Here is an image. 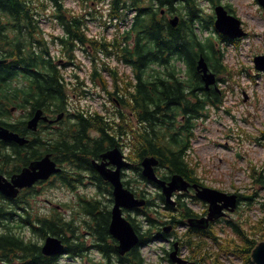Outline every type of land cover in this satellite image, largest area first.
<instances>
[{
	"label": "trees",
	"instance_id": "1",
	"mask_svg": "<svg viewBox=\"0 0 264 264\" xmlns=\"http://www.w3.org/2000/svg\"><path fill=\"white\" fill-rule=\"evenodd\" d=\"M125 2L127 1L109 0L111 12H114L120 4ZM128 2L135 6H148L147 13H139L132 24V30H136L138 33L135 44H131V48H134L131 50L125 46L122 49L125 54H128V61L136 65L138 72L134 81L128 77L117 76L115 72L109 78L115 88L123 85L127 90L128 86L134 83L133 92L129 88L133 102L129 108L144 123L142 135L139 136L135 143V160L138 161L137 170H139V177L143 178L140 173L139 161L152 157L158 161V168L164 167L167 169L168 175L163 174L164 180H168L172 175L178 174L188 181H196V178L192 175V169L184 159L183 153L186 138L180 134L174 120L180 115H187L188 118L196 116L203 104L198 99L195 102H190L186 99L184 89L181 86L184 80L180 79L176 74H163V71L150 68L153 65H163L171 57L176 56L178 59L183 60L191 71L192 79L188 82L191 90L196 87L200 88L201 81L195 71V64L204 44L201 45L198 33L193 27L194 18L197 16L195 0H128ZM176 3L181 4L182 8H186L189 18L180 27L171 28L166 20H163L158 15V10L163 6H169L172 9L174 6L176 7ZM11 20L15 24H11ZM32 23V8L28 0H0V43L7 46L3 54L8 58V61L0 66V101L10 102V104L19 107H24L28 100H31L34 106H39L52 103L53 101L59 102L64 96L63 78L58 75L50 60L44 57L43 54H46V52L43 50L41 53L34 54L27 50L29 45H26V43L18 44L24 42L23 34L17 33L16 38L10 39V36L14 37L15 35L12 31L13 29L17 31L20 24L31 27ZM71 24L72 31L78 30L77 21H72ZM209 47L211 51L214 50L212 45H209ZM132 54L135 59H132ZM20 79L23 81V87L13 86V82ZM102 81L105 84V88H107L105 78L102 77ZM0 109L3 111L1 112L2 114L6 113L3 105H0ZM121 117L123 115H120ZM79 121L81 131L77 133L79 135L78 138H73V143L59 145L53 139L51 143L44 145L46 143L42 144L38 138H33L23 147L15 144L17 162L21 161L24 165H27L31 159L40 158L43 155L42 148L51 152L57 161L66 160L79 163L78 157L80 155L78 154H82L85 158L90 154H93L94 157H99L104 152L103 142L107 141L108 148L116 145V132H122L121 127H124V123H113V126H117V128L110 135L107 122L97 115L92 119L81 116ZM8 124L0 120L1 126H7ZM88 127L96 129L101 134V139L96 140V143H94L95 146L93 148L96 150L89 146V139L86 138V129ZM22 148L30 149V151L23 153L22 151L24 150ZM96 175V180L98 182L102 181L98 174ZM253 196L254 194H251L250 197H247L248 200H252ZM93 211H95V216L93 217L98 227V234L103 237L109 236V211L101 212L97 207ZM191 215V211L185 209L184 216ZM45 224V231L54 230L53 224L48 222H45ZM232 226L241 242L236 244L231 241L224 244H236L231 250L241 257V264H254L251 251L257 241L263 237L264 217L252 228L253 233L241 229L239 225L233 224ZM257 233L258 236H256ZM62 236L64 237L65 235L62 233ZM209 236L214 242L221 244L214 235ZM14 246L16 249L21 248L18 247L19 243L11 237L1 235L0 258L6 257L9 252H12ZM202 246H198V249L201 250ZM35 248V246L28 247L27 251H31L32 255H35L37 254ZM226 250L230 249L226 248ZM138 258V252H135L129 263L140 264ZM214 260L218 262L217 257Z\"/></svg>",
	"mask_w": 264,
	"mask_h": 264
},
{
	"label": "rangeland",
	"instance_id": "2",
	"mask_svg": "<svg viewBox=\"0 0 264 264\" xmlns=\"http://www.w3.org/2000/svg\"><path fill=\"white\" fill-rule=\"evenodd\" d=\"M229 3L238 16L244 21L249 36L236 44L219 40L218 45L224 54L225 61L232 68L231 73H224L222 87L226 91L222 104L207 112L206 118L196 120L195 135L190 151V161L196 167L201 180L209 186L229 192H239L246 196L257 191L260 195L256 201L241 200L239 207L226 219L257 221L263 216L264 183H258L252 176V168L264 169V140L261 139L264 130V72L254 69L253 57L264 53V11L251 0H220ZM74 10H81L83 5L95 7L93 0H65ZM88 3V4H86ZM205 13L211 11V5L201 2ZM106 11V8H105ZM94 21L90 23L93 33L111 35V26L105 27L100 22L98 9H93ZM47 29L56 28L46 17L43 24ZM85 59L81 60L82 67ZM78 63V62H77ZM85 71L80 72L81 78L87 82L88 92L81 88L83 97L73 96L80 106L89 110L107 111L115 105L109 101V95L99 86L92 84L84 77ZM243 92L248 95L244 100ZM19 116V113H14ZM256 176V174H254ZM145 186V185H144ZM41 197H50L56 201L67 200L72 203L73 194L67 188H48ZM201 207L196 204L195 208ZM71 210H66L68 215ZM156 215V214H155ZM248 221V222H247ZM220 236H230L231 229L223 222L216 225ZM258 236V233L257 235ZM156 245V244H155ZM161 245V244H160ZM149 263L168 264L158 256L159 249L155 246L144 250ZM229 264L228 258L223 259ZM65 264L67 261L65 259Z\"/></svg>",
	"mask_w": 264,
	"mask_h": 264
},
{
	"label": "flooded vegetation",
	"instance_id": "3",
	"mask_svg": "<svg viewBox=\"0 0 264 264\" xmlns=\"http://www.w3.org/2000/svg\"><path fill=\"white\" fill-rule=\"evenodd\" d=\"M38 128L35 132L29 131L31 134H37V133H45L48 131H53L54 129H56L59 133H62L63 131H65V126L63 124V120L57 122L56 124H47V123H39L38 124ZM22 131L24 132H28L27 130V126L26 124L24 125V127H22ZM79 135H76V137L74 138H78ZM86 138L89 139L92 143H94L93 140H91L90 137H88V135H86ZM63 144V141L60 143ZM59 144V145H60ZM93 148V147H92ZM94 150H96L95 148H93ZM22 150H27V149H22ZM30 150V149H29ZM27 150V151H29ZM0 151H3L5 153V155H8V158H5L4 161H6V159H8L7 162H9L11 164V162L15 161V154L17 149L14 147V143H9L7 144L4 148L0 149ZM80 155L78 157V162H75V166L78 168L77 171V186L78 187H82V186H92L91 189V193L96 192V194L98 195L97 197L100 198L101 194H105V192L107 193V198L108 201L111 202V204L113 203L112 200V188L110 186V184L105 180H103V178L99 175V173L97 172V168L96 166L93 164V160H100V157H94L93 154H90L88 157L83 156L82 154H78ZM62 163L64 161H61ZM109 167H112V165L109 164ZM1 170V169H0ZM65 174V171L62 172V175ZM101 178L102 181L98 182L96 180L97 175ZM125 174V170L122 172V176ZM102 182V185L100 184ZM180 194H177L176 197L178 198ZM92 197H84L83 195H80V199L82 200L81 205L84 206V209L86 210V212L88 213V215L91 217V221L93 222L92 227L88 228H82L81 232L82 235L84 236L83 239H81L83 241V243H80L78 241V231L79 229L76 228L74 230L75 232V237L74 240L77 242L76 245L71 246L75 251H82V250H92L95 249L96 252L101 256L104 257L102 254H107L110 252V257L111 259H115L116 261L122 260H127L128 259V254H135V252H137V245L134 246L129 252L125 253V254H119L118 250H117V246H118V241L116 238H114L111 234H109V229H108V234L109 236H101L98 234V227L96 226V222H95V218L93 216H95L92 212V210L96 207V205H98L97 202H92L91 201ZM9 207L11 208L12 211H20V215L25 216L27 212H24V209L21 205H19L16 201H11V203L9 204ZM23 208V210H22ZM34 216H26V221L25 222H21L18 224V219L15 222V226H19L22 223H25V227L26 230L31 233V234H36V235H41V236H45L47 234H55V235H59V233L57 231H59L61 228L58 227V225H55L54 222H49L46 219L43 218H39V217H35L36 221L33 222ZM45 222L51 223L53 224L54 230H47L45 231ZM28 224H30V226H35V228L37 230H39L40 233L35 232L31 227L28 226ZM189 230L191 231H198V232H202V230L198 229V228H191L189 227ZM16 241V240H15ZM18 242V241H17ZM112 242V243H111ZM19 246L21 247L19 249H16V247H13L12 252H9L8 255V261H5V264H47L49 261H54L56 262L58 256H45L42 254L41 252V245L38 244H25V243H21L18 242ZM35 246V250L36 253L35 255H32L31 251H27L28 247H33ZM67 247V244H66ZM68 247H70L68 245ZM106 256V255H105ZM81 257H83L81 255ZM111 259H107V262H102L101 264H112V260Z\"/></svg>",
	"mask_w": 264,
	"mask_h": 264
},
{
	"label": "water",
	"instance_id": "4",
	"mask_svg": "<svg viewBox=\"0 0 264 264\" xmlns=\"http://www.w3.org/2000/svg\"><path fill=\"white\" fill-rule=\"evenodd\" d=\"M217 15H218V19L216 20V26L219 30H222L224 32L229 33L230 35L234 36V35H240L241 31L239 33L238 31V21L231 17L226 15V13L224 12L223 8L219 7L217 9ZM238 28V29H237ZM255 62L256 65L259 68H264V56H257L255 57ZM197 68L201 71H203V77L206 80L207 83L213 82V75L212 74H206V70H207V66L206 63L204 62V59L201 57L198 60V65ZM7 134L5 133V131H0V137H6ZM112 155H114V158L117 155V153L113 152ZM116 161V159H115ZM157 163V161L155 159L152 158H146L143 165H144V174L148 179L151 180H156L158 182L161 183L160 180H158L154 174L153 171V165H155ZM44 166L42 167V170L39 174L38 177H46L48 174L51 173V171L53 170V164L51 162H48L47 164V160H44ZM102 175L110 180L114 185H115V190H114V194H115V199H116V206H115V210L113 213V224L111 226V233L116 236L119 240H120V244H121V251L123 249H127L129 248L132 244H134V242L136 241V237H134L132 234V230L129 227V225L127 223L124 222L123 219H121L119 217V212H118V206L120 204L122 205H129V204H135V202L132 201L130 195L127 194L126 191H124L121 187V184L119 182V178L117 175V171L113 172H105L102 171ZM35 178V176L31 177V178H23L21 180V177L17 178L14 181V185L17 186H23L24 184H26V181L29 180H33ZM26 180V181H25ZM179 181V177L176 176L173 178L172 182L169 183L171 186L170 188L166 189V193L168 194L170 191L174 190V189H182L184 188L183 185H179L177 184V182ZM14 185H11V187H13ZM200 196L202 197V199H204L205 201L210 203V208H212L217 215H220V213L217 211V209H219V206L217 202H220L222 200L227 201V203L233 204V202L226 198H234V195L231 196H226L225 194H222L220 192L217 191H213V190H209V189H205L203 192H200ZM137 204L140 202H136ZM227 203H225V206H227ZM213 211L212 214H215V212ZM52 239V238H50ZM50 240H48L49 242ZM59 243V241H56ZM56 242H49L47 244V251L49 252H53L56 250H59L61 245H59L58 243L56 244ZM252 259L254 261V263L256 264H264V240L259 242L256 247L253 249L252 251Z\"/></svg>",
	"mask_w": 264,
	"mask_h": 264
},
{
	"label": "bare ground",
	"instance_id": "5",
	"mask_svg": "<svg viewBox=\"0 0 264 264\" xmlns=\"http://www.w3.org/2000/svg\"><path fill=\"white\" fill-rule=\"evenodd\" d=\"M39 129V128H38Z\"/></svg>",
	"mask_w": 264,
	"mask_h": 264
}]
</instances>
